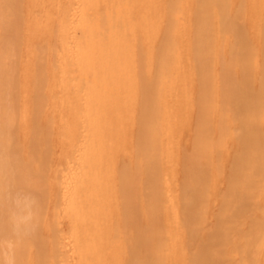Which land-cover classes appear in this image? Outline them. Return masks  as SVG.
<instances>
[{"label": "bare ground", "instance_id": "bare-ground-1", "mask_svg": "<svg viewBox=\"0 0 264 264\" xmlns=\"http://www.w3.org/2000/svg\"><path fill=\"white\" fill-rule=\"evenodd\" d=\"M16 264H264V0H0V241Z\"/></svg>", "mask_w": 264, "mask_h": 264}, {"label": "clouds", "instance_id": "clouds-1", "mask_svg": "<svg viewBox=\"0 0 264 264\" xmlns=\"http://www.w3.org/2000/svg\"><path fill=\"white\" fill-rule=\"evenodd\" d=\"M17 209L22 207V213L11 212L9 223L11 225V238L0 241V264H16V249L20 243L30 237L39 227L40 201L37 196L28 194L13 199Z\"/></svg>", "mask_w": 264, "mask_h": 264}]
</instances>
